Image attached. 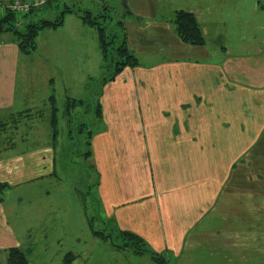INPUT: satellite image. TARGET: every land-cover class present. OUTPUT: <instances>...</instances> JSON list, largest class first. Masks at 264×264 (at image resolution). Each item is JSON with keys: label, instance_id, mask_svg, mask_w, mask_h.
I'll return each instance as SVG.
<instances>
[{"label": "crops", "instance_id": "0c3cea01", "mask_svg": "<svg viewBox=\"0 0 264 264\" xmlns=\"http://www.w3.org/2000/svg\"><path fill=\"white\" fill-rule=\"evenodd\" d=\"M48 1L56 11L79 5L112 14V34L124 37L138 61L102 87L100 115L92 106L97 118L83 125V155L97 161L109 215L167 264H264L262 0H47L42 8ZM177 11L195 16L204 46L179 40L170 24ZM42 45L44 67L62 78L91 72L69 64L73 53L85 59L90 49L100 51L96 28L74 14L41 30L28 55L20 54L13 34L0 33V185H7L0 195V260L8 249L22 250L3 194L54 172L57 75L36 97L27 65ZM36 120L51 139L28 148ZM36 131L39 139L40 126Z\"/></svg>", "mask_w": 264, "mask_h": 264}, {"label": "rangeland", "instance_id": "374dc122", "mask_svg": "<svg viewBox=\"0 0 264 264\" xmlns=\"http://www.w3.org/2000/svg\"><path fill=\"white\" fill-rule=\"evenodd\" d=\"M261 2L264 3V0ZM60 12L61 8L56 11L54 7L45 6L30 13L23 23L54 20ZM110 25L108 32L112 34L116 29ZM42 55L43 45L36 55L28 59L27 65L33 87L36 88V97L40 93L45 96L49 76L57 75L54 78L57 138L50 143L55 149L54 172L46 177L28 179L3 194L4 205L9 211V223L16 229L28 264H62V258L67 253L78 257L73 264H154L146 254L135 255L131 249H117L114 246L122 244L117 231H124L123 227L102 204L96 159L83 155L87 150L83 125L90 128L91 122L97 118L92 116V106L99 102L100 78L113 71L110 60L103 70L100 51L90 49L85 59V54L75 52L72 57L74 61L69 64L77 68L82 66L81 74L83 69L91 72L81 77L77 74V77L62 78L58 72L44 67ZM64 66L62 63L63 70ZM66 98L82 100V104L67 112ZM44 104H47L46 98L41 107ZM38 126L42 131L39 139ZM42 126L39 120L34 122L26 143L28 148L47 144L50 138L45 133L47 125H44V129ZM97 128L93 126L92 129L96 131ZM43 170L47 171V167ZM89 221L94 230L102 231L106 236L111 234V239L110 236L104 239L94 236ZM6 258L2 254L0 264H7Z\"/></svg>", "mask_w": 264, "mask_h": 264}, {"label": "trees", "instance_id": "16d2710c", "mask_svg": "<svg viewBox=\"0 0 264 264\" xmlns=\"http://www.w3.org/2000/svg\"><path fill=\"white\" fill-rule=\"evenodd\" d=\"M14 0H10L8 3H0V33L10 32L15 36V41L20 54L28 55L32 53L36 48V37L41 30L46 28H57L63 23L64 16L66 14H74L79 17L84 23L95 27L98 33L99 50L103 63V70L106 66V62L110 60L113 71L110 74H103L100 78V94L102 87L114 81L115 77L123 71L125 68H133L137 66L138 61L134 55H132L126 44L124 37L117 41V35L108 33L109 20L112 18L110 13H100L93 14L87 9H74L70 7L61 8V12L58 17L54 20H39L37 22H29L24 24L23 19L30 15L34 10L31 9L28 13L20 14L15 11L9 10V6ZM53 2V1H52ZM54 4V3H53ZM44 5H42L43 7ZM46 6H52V3L48 1ZM40 7V8H42ZM37 8V9H40ZM108 19V20H106ZM170 24L173 26L174 32L179 40L190 46H204L205 38L202 29L197 22L195 16L189 12L177 11L172 15ZM21 26H23L21 28ZM108 56H111L108 59ZM114 56V58H112ZM110 65V67H111ZM53 100V97L51 98ZM71 108L66 109L70 111L74 108V104H82V101L71 100ZM54 103V102H53ZM52 103V128H55V107ZM96 112V116L100 115V104L97 102L94 105L93 113ZM1 127V124H0ZM7 185H0V195L4 191ZM1 200V196H0ZM89 226L92 234L98 239L107 238L111 234L106 236L104 232L94 230L91 221H89ZM117 236L122 240V244L114 245L117 249L128 248L136 255H148L152 262L156 264H167V261L158 253L151 251L145 241L134 233L129 231H117ZM7 264H28L25 253L20 248H11L7 250ZM74 258L71 254H66L64 257V264H69Z\"/></svg>", "mask_w": 264, "mask_h": 264}, {"label": "built area", "instance_id": "2783aa9c", "mask_svg": "<svg viewBox=\"0 0 264 264\" xmlns=\"http://www.w3.org/2000/svg\"><path fill=\"white\" fill-rule=\"evenodd\" d=\"M46 0L35 1H20L14 0L9 6V10L15 11L20 14L28 13L31 9H37L42 7Z\"/></svg>", "mask_w": 264, "mask_h": 264}]
</instances>
